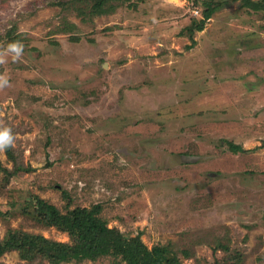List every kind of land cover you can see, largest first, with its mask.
Wrapping results in <instances>:
<instances>
[{"label":"rangeland","instance_id":"374dc122","mask_svg":"<svg viewBox=\"0 0 264 264\" xmlns=\"http://www.w3.org/2000/svg\"><path fill=\"white\" fill-rule=\"evenodd\" d=\"M207 1L94 15L87 2L80 14L74 0H0V54L23 45L0 63V129L14 137L0 151V242H72L41 198L63 214L99 204L110 228L183 264H264V0H211L199 31ZM27 257L0 264H49Z\"/></svg>","mask_w":264,"mask_h":264},{"label":"trees","instance_id":"16d2710c","mask_svg":"<svg viewBox=\"0 0 264 264\" xmlns=\"http://www.w3.org/2000/svg\"><path fill=\"white\" fill-rule=\"evenodd\" d=\"M80 2L77 11L85 14L83 10L91 8L94 15L112 12L116 5L124 0H74ZM60 2V1H59ZM249 6L256 9L263 4L246 1ZM61 3H53L58 5ZM220 8L219 3L208 0L202 11L203 17L196 22L197 30L202 31L206 23ZM192 47V46H191ZM229 148L234 152H245L246 149L232 141H228ZM0 170L7 169L0 162ZM38 211L44 213L46 220L66 229L72 237L71 243L57 242L43 236L24 234L19 239L18 234L9 232L0 242V257L7 251L19 249L28 254V259H42L43 263L61 264L63 262L98 260L105 256H112L120 260L122 264H183L178 257L169 255L165 246L155 245L149 248L140 236L129 237L117 228H110L108 223L100 215V205L92 207H76L66 214L53 204L38 199ZM3 212L0 210V216Z\"/></svg>","mask_w":264,"mask_h":264},{"label":"clouds","instance_id":"9594fccd","mask_svg":"<svg viewBox=\"0 0 264 264\" xmlns=\"http://www.w3.org/2000/svg\"><path fill=\"white\" fill-rule=\"evenodd\" d=\"M8 52L14 53L15 56L13 59H18L23 53V45L20 42H13L8 44L6 53L0 54V63H4L3 55H6ZM8 85V79L6 76H0V88H3ZM14 137L11 134L9 128L0 129V151L5 150L6 148L12 146Z\"/></svg>","mask_w":264,"mask_h":264}]
</instances>
